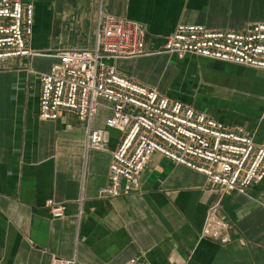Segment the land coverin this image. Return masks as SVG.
<instances>
[{
    "label": "crops",
    "instance_id": "crops-1",
    "mask_svg": "<svg viewBox=\"0 0 264 264\" xmlns=\"http://www.w3.org/2000/svg\"><path fill=\"white\" fill-rule=\"evenodd\" d=\"M20 1L33 5L28 48L37 55L0 64V264H50L53 258L75 264L132 258L138 264H264V179L245 194L226 195L204 175L154 154L139 192L100 199L124 133L109 130L105 150L85 151L86 129L75 116L38 117L39 76L58 63L51 55L91 48L102 10L145 28L147 54L115 61L119 73L227 126L244 127L264 146V70L157 53L180 24L211 31L263 24L264 0ZM99 103L95 129L110 114ZM48 200L66 206L64 218H51ZM212 207L228 224L221 232L225 243L201 237Z\"/></svg>",
    "mask_w": 264,
    "mask_h": 264
},
{
    "label": "built area",
    "instance_id": "built-area-1",
    "mask_svg": "<svg viewBox=\"0 0 264 264\" xmlns=\"http://www.w3.org/2000/svg\"><path fill=\"white\" fill-rule=\"evenodd\" d=\"M33 5L20 0H0V64L12 58L37 55L28 48L32 37ZM158 54L176 60L186 56L206 58L264 70V23L240 31H211L200 25H178ZM147 54L145 28L132 20L98 11L94 44L89 49L61 50L58 60L39 76L38 117L56 120L60 112L72 114L86 129L85 151H103L107 132L124 133L112 153L108 184L98 198L108 200L139 192L140 179L154 154L205 176L222 194H245L264 179V146L256 145L244 127L227 126L178 100L161 95L119 73L118 60ZM100 101L110 112L102 129L92 128ZM81 190H83V185ZM83 194L76 200L82 212ZM51 218L65 217L66 206L45 203ZM228 224L207 212L201 237L220 240ZM50 264H75L53 258ZM125 264H138L135 258Z\"/></svg>",
    "mask_w": 264,
    "mask_h": 264
},
{
    "label": "rangeland",
    "instance_id": "rangeland-1",
    "mask_svg": "<svg viewBox=\"0 0 264 264\" xmlns=\"http://www.w3.org/2000/svg\"><path fill=\"white\" fill-rule=\"evenodd\" d=\"M198 96H199V98H198ZM204 96V94H203V90L201 91L200 90V92H198V94H197V98H195V102L197 103V105L199 104V101H200V99L202 98Z\"/></svg>",
    "mask_w": 264,
    "mask_h": 264
}]
</instances>
